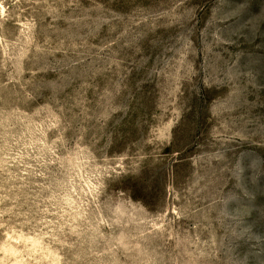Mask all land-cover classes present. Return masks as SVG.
<instances>
[{"label":"rangeland","instance_id":"rangeland-1","mask_svg":"<svg viewBox=\"0 0 264 264\" xmlns=\"http://www.w3.org/2000/svg\"><path fill=\"white\" fill-rule=\"evenodd\" d=\"M0 264H264V0H0Z\"/></svg>","mask_w":264,"mask_h":264}]
</instances>
